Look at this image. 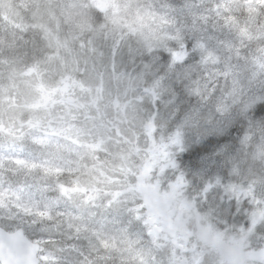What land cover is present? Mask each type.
I'll list each match as a JSON object with an SVG mask.
<instances>
[{"label":"clouds","instance_id":"1","mask_svg":"<svg viewBox=\"0 0 264 264\" xmlns=\"http://www.w3.org/2000/svg\"><path fill=\"white\" fill-rule=\"evenodd\" d=\"M0 264H264V0H0Z\"/></svg>","mask_w":264,"mask_h":264}]
</instances>
